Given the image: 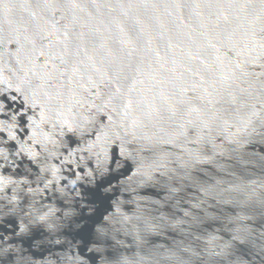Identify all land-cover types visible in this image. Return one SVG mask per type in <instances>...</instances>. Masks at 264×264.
Masks as SVG:
<instances>
[{
	"label": "water",
	"instance_id": "water-1",
	"mask_svg": "<svg viewBox=\"0 0 264 264\" xmlns=\"http://www.w3.org/2000/svg\"><path fill=\"white\" fill-rule=\"evenodd\" d=\"M0 264H264V0H0Z\"/></svg>",
	"mask_w": 264,
	"mask_h": 264
}]
</instances>
